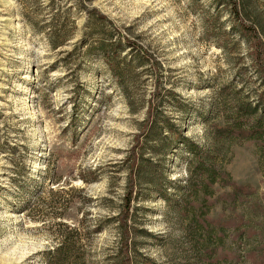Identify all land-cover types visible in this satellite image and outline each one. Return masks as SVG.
<instances>
[{
    "label": "rangeland",
    "instance_id": "obj_1",
    "mask_svg": "<svg viewBox=\"0 0 264 264\" xmlns=\"http://www.w3.org/2000/svg\"><path fill=\"white\" fill-rule=\"evenodd\" d=\"M235 4L264 47V0ZM87 6L0 0V264H46L59 246L120 264L116 217L147 118L131 264H264V136L229 130L264 125L251 111L264 73L228 0Z\"/></svg>",
    "mask_w": 264,
    "mask_h": 264
},
{
    "label": "trees",
    "instance_id": "obj_2",
    "mask_svg": "<svg viewBox=\"0 0 264 264\" xmlns=\"http://www.w3.org/2000/svg\"><path fill=\"white\" fill-rule=\"evenodd\" d=\"M25 3L33 2V0H24ZM75 5L78 9H82L84 11H95L94 9H87V5L89 3V0H74ZM229 7H231V10L233 9V14L235 15L240 31L247 37V41H249V44L251 46L252 56L251 61L253 63V66L255 67L256 71L258 73H264V68L261 67L262 63L264 62V47L262 44L261 37L257 34L255 28L251 26H247L243 21H241V17L239 14L238 7L235 4V0H228ZM22 14L26 17V20L29 21L28 15L21 11ZM98 18L104 19L106 18L104 15H97ZM94 19V18H91ZM31 24V22H30ZM34 25V23H33ZM59 25V26H58ZM44 30H46L45 25ZM57 27V29H56ZM53 33V34H52ZM69 33V29L67 28V25L65 23L63 24H56L55 28L53 30H49L46 33V37L48 38V42L50 43L51 47L56 48L60 47L67 41V36ZM130 43V41H127ZM133 45V43H130ZM144 55V59L149 60V54L145 51L142 52ZM113 55L107 54V63L109 64V68L113 71V68L111 66V58ZM152 64L154 66H157L158 63L156 60H152ZM257 102L253 105L251 108V111L253 113H257V110L264 109L263 105L260 103L263 99V94L259 93L257 95ZM148 116L149 112L147 113ZM149 127V119L147 118V121H145L143 127L140 129L141 131L137 133L134 137V146L131 149V158H130V165L128 169V185H127V192L123 197V203H122V210L118 213L116 217V221L118 222V228H119V237H120V245H119V251L121 252V259L120 264H131V258L128 252L129 249V226H128V217L130 215V210L132 208L131 202H132V195H133V187H134V176L133 172L135 169V166L137 164V153L136 148L140 146V139L141 137L145 136V133H147V128ZM229 130H232L235 137L242 135L245 137H251L255 136L257 138H260L261 136H264V125L256 124L254 126H251V128H242L239 126L236 127H230ZM101 229V226L99 224H96V226L92 229L91 232H99ZM77 234V233H76ZM53 259H48L46 264H84L86 260V253L84 251H80L78 249H74L73 252L71 250H66L64 247L59 246L57 247L53 253Z\"/></svg>",
    "mask_w": 264,
    "mask_h": 264
}]
</instances>
